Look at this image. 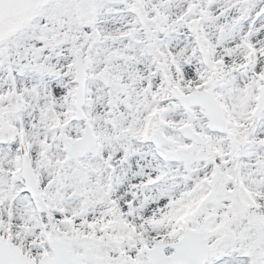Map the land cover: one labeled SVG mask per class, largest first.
<instances>
[{"label": "snow or ice", "instance_id": "obj_1", "mask_svg": "<svg viewBox=\"0 0 264 264\" xmlns=\"http://www.w3.org/2000/svg\"><path fill=\"white\" fill-rule=\"evenodd\" d=\"M0 264H264V0H0Z\"/></svg>", "mask_w": 264, "mask_h": 264}]
</instances>
